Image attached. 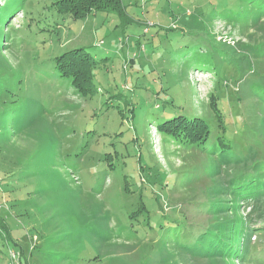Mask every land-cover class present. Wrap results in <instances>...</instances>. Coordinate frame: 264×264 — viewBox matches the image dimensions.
I'll list each match as a JSON object with an SVG mask.
<instances>
[{
  "label": "rangeland",
  "instance_id": "1",
  "mask_svg": "<svg viewBox=\"0 0 264 264\" xmlns=\"http://www.w3.org/2000/svg\"><path fill=\"white\" fill-rule=\"evenodd\" d=\"M0 1L5 18L11 14L9 23L0 27V79L11 77L17 98L28 104V117L42 121H37L40 125L35 135L33 125L13 137L12 146L6 145L13 153L0 150V218L13 237L0 238V264H10L9 252L21 249L29 264H71L55 254L64 251V245L52 240L59 231L55 226L58 222L44 228L51 210L46 209L48 198L40 196L39 191L47 190L50 182L37 172L44 163L34 150L38 135L60 141L51 158L52 167L60 174L55 177L56 183L66 179L69 189L80 188L84 194L91 187L99 189L97 198L104 201V213L109 215L105 224L114 235L101 246L108 264L116 257L119 261L114 260L115 264L125 256L134 255L132 261L141 258L138 237L132 235L128 224L131 203L142 199L157 213L155 196L163 204L162 199L170 194L168 174L182 173L184 166L197 165L204 157L159 132L157 125L166 118L162 117L164 113L197 112L210 119L214 136L223 135L211 108L217 94L235 152L247 154L248 148H253L252 140L261 142L259 149L264 151V94L257 93L251 77L258 66L253 49L256 42L249 39L253 30L244 31L239 23L212 12L213 16L203 17L205 31L191 32L187 24L195 18L186 11L199 10L197 3L202 0H122L134 19L125 28L115 13L98 11L84 19L61 15L53 6L55 0ZM211 1L206 0V5ZM208 6H204L205 13L209 12ZM148 22L153 25L147 26ZM174 24L180 28L171 29ZM184 30L195 33L199 45L179 46L178 37ZM79 47L99 60L93 73L96 91L92 95L79 94L71 80L54 68L55 56ZM227 53H235L246 70L241 74L234 65L224 68L230 75L220 87V76L215 71ZM18 147L21 152L28 150L32 159L22 161L16 157ZM64 173H70V178ZM125 177L133 190L131 198L123 193ZM198 184L204 189L205 184ZM60 188L64 189L62 183ZM180 193L171 192L173 203L180 201ZM202 197L203 193L197 196ZM41 202L43 213L39 210ZM239 204L243 217L259 230L252 234L250 247L246 248L250 255L237 264H264V230L260 229L264 225V193L256 201L251 198ZM190 209L192 216L199 218L196 206ZM43 230L49 252L40 253ZM141 234L146 236L145 231ZM141 245L150 248L146 239Z\"/></svg>",
  "mask_w": 264,
  "mask_h": 264
},
{
  "label": "trees",
  "instance_id": "2",
  "mask_svg": "<svg viewBox=\"0 0 264 264\" xmlns=\"http://www.w3.org/2000/svg\"><path fill=\"white\" fill-rule=\"evenodd\" d=\"M197 5L199 10L196 9L195 12L190 10V14L186 11L187 15L195 18L187 24L191 32L205 31L203 17L213 16L212 12H215L216 16L220 15L234 23H239L244 31L253 30L249 39L256 42L253 49L258 66L251 77L257 93L264 94V0H212L209 6L206 5V0H202ZM53 6L59 14L73 19H84L93 12L102 11L115 13L119 24L124 28L134 21L127 13L122 0H55ZM204 6H208V13H205ZM5 16V12H0V27H5L11 19V14L6 18ZM152 25V22L147 24V26ZM178 28L180 27L171 29ZM195 37V33L184 30L183 35L178 37V45L186 47L199 45ZM232 56L230 53L223 55L222 62L217 65L219 68L215 73L220 76L217 82L220 87L224 78L230 75L224 71V68L234 65L240 69L241 74H244L246 70L244 64H240L239 59L235 57V53H232ZM248 60L249 58H246V62ZM53 61L58 74L70 79L79 94L84 96L94 94L96 88L93 73L99 60L91 53L83 47L69 49L55 56ZM15 88L16 84L11 82V77L0 79V100L2 99L0 101V150L6 149L10 153L12 150L6 145L13 143V137L15 138L20 132H25L33 125H35V135L36 127L42 122L28 117L26 113L28 111L25 109L28 104L17 98ZM219 99L217 94L213 96L211 108L214 112L213 120L217 122L221 131L223 130V135L214 136L210 119L198 115L197 112L191 115H172L173 112L167 111L163 114L162 117L166 118L157 125L159 132L163 136H171L180 141L185 147L190 146L191 153L197 150L204 157L197 165L184 166L182 173L179 171L168 174L170 180L167 187H171L170 194L167 199H162L163 204L159 196H155L159 209L157 213H153L142 199L131 203L132 207L129 213L127 212L128 224L133 231L132 235L138 237L141 258L134 259V262L130 259L134 255L121 257L120 264H237L239 261L244 262L247 255H250L246 248L250 247L252 234L259 229L252 227L250 219L244 218L240 213L239 202L251 198L256 201L259 195L264 193V151L260 152L261 142L252 140L253 148H248L247 154L235 152L232 144L233 137L228 135L226 115ZM229 103L234 106L231 101ZM234 112L236 113V110ZM240 130L242 133L243 129ZM36 137L39 140L34 148L35 154H40L39 160L44 161L37 172L47 176L50 182L47 190L39 191L40 196L48 198L46 209L49 207L51 210L50 217L44 221V228L52 222H58L55 226H58L59 231L55 233L52 240L54 244L64 245V251H57L55 254L62 262L67 261L71 264L87 262L108 264L109 259L105 260L101 246L110 241L114 235L105 224L109 215L104 213V201L97 198L100 194V191H97L99 189L91 187L87 190L88 194H84L83 189H69L66 179H60L59 183H56L55 177L60 174L52 167L51 158L54 157L55 145L60 144V141L48 135ZM23 152L18 147L14 155L22 161L25 160L24 158L32 159L27 153L28 150ZM69 157L66 160L69 161ZM215 159L216 164H213ZM223 168L226 169L223 170ZM64 174L70 178V173ZM61 183L64 186L63 190H60ZM198 183L205 184L204 189H199ZM176 186L182 188L185 186L184 191ZM176 190L181 191L178 198L180 201L173 203L171 192L174 193ZM123 193L129 198L133 193L126 177ZM199 193H203L204 197L198 199ZM227 194H233L234 199L224 198ZM183 205L189 208H184ZM167 206L171 208L168 209ZM190 206H196L200 212L199 218L192 216ZM40 207L39 210L43 213L42 202ZM260 229L264 230V225ZM142 231L146 232V236L141 234ZM41 237L43 243L38 251L40 253L46 250V231H42ZM0 238L6 240L13 238L11 229L1 218ZM145 239L149 243V249L141 245L145 243ZM110 260H112L111 264H115L119 258ZM20 263L29 264L28 257L22 249Z\"/></svg>",
  "mask_w": 264,
  "mask_h": 264
},
{
  "label": "built area",
  "instance_id": "3",
  "mask_svg": "<svg viewBox=\"0 0 264 264\" xmlns=\"http://www.w3.org/2000/svg\"><path fill=\"white\" fill-rule=\"evenodd\" d=\"M190 10H187V14H190ZM173 27H176V25L174 24ZM135 56V54H134ZM9 257L11 259V263L10 264H21L20 263V252H16V251H10L9 252Z\"/></svg>",
  "mask_w": 264,
  "mask_h": 264
}]
</instances>
